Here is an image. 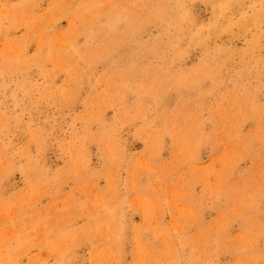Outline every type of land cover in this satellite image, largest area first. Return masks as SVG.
<instances>
[{"label":"rangeland","instance_id":"1","mask_svg":"<svg viewBox=\"0 0 264 264\" xmlns=\"http://www.w3.org/2000/svg\"><path fill=\"white\" fill-rule=\"evenodd\" d=\"M36 1L38 14L28 15V20L17 17L20 25L10 30L7 29L9 22L6 16L9 7L0 3V52L20 49V43L25 46V38L28 42L26 52L33 55L36 50L35 38H39L35 35L45 32L54 37L47 40V44L53 46L55 40L62 41L57 35L60 33L76 37L79 46L87 42L89 34L69 32L74 25L71 26L64 16L73 14L68 3L60 0ZM90 1L85 5L88 6ZM114 1L122 7L129 6L128 0ZM184 8L185 22L182 27H188V34L193 35L197 26L209 18L208 8L200 0H186ZM248 9L244 8V11L249 12ZM150 30L152 34L156 33L153 27ZM31 35L35 37L34 40ZM182 36L188 37L186 33ZM183 41L180 47L184 55L174 60L167 59V70L160 72L149 68L150 72L144 73L139 69L129 71V62L125 57L114 58V73L109 80L116 88L114 99L119 100L121 105L102 110L103 121L111 124L113 129L108 139L114 146L105 149L93 140L79 150L74 143L83 127L79 119L83 113V100L89 91L86 83L78 86V101H74L71 107L62 102L58 107L60 110L54 100L49 101L43 95L46 79L36 69L30 75H25L30 76L29 85L22 75L14 77L15 82L12 79L6 85L0 83V115L10 117L0 127V169L10 167L7 175H0V259L10 257L9 249H14L18 241L13 238L15 233L24 232L27 226L37 230L36 242L46 237L47 227L50 228L47 231L54 235L65 232L90 236L103 233L109 236L112 231L104 221L113 205L115 224L120 228L117 240L122 245L121 264H143L141 257L147 251L155 257L159 252L161 232L175 233L180 229L188 231L189 235H207L201 238L208 251L219 253L211 264H246V259L235 260L236 241L241 240L238 239L240 224L238 226L237 222H231L234 219L230 216L222 215L221 205L224 202L214 188L220 172L234 165L233 168H237L230 177L235 178L244 170L249 171L254 157L256 162L261 160V156L264 157V152L259 154V159L255 149L250 151L245 145L242 146V142L250 140L244 139L249 133L261 128L258 124L259 112L264 108V52L260 56L262 62L257 69V66L253 67V73L246 77V81L239 82L238 73L232 70L236 82L222 76L212 83V78L201 75L204 74L202 68L205 61L201 57L200 47L191 44V40ZM231 45L244 52L248 50L244 35L236 38ZM234 59L237 61L238 57ZM156 60L161 62V59ZM156 60L148 64H155ZM235 65L239 70L240 66ZM239 74L242 72L239 71ZM88 77L91 79V75ZM68 78L69 70L55 76L56 87L65 85ZM164 81L172 83L170 90L181 92L180 95L173 93L171 97L175 96L177 103L174 104V100L170 106L174 108L175 105L178 109L173 118L164 116L161 119L163 115H158V111L152 109L149 113L155 119L150 124L127 116H124L125 119L116 118L120 113H126L124 109L130 105L132 95H127L125 90L131 88L132 84L143 85L135 88L136 91L141 88L151 90L148 102L153 105L157 99L154 90L165 86ZM101 82L103 86L107 79L103 78ZM31 85H34L32 89ZM25 86H29V89L22 90ZM212 89V94L207 97V91ZM222 90L226 92L223 99L219 95ZM245 92L248 96L243 113L236 115L234 121H220L222 115L216 116L220 110L218 102H231L233 94L242 96ZM194 96L201 101L195 103L194 100L189 104ZM246 109H250L248 117L245 115ZM156 128L161 129L165 143L147 140L150 136L148 130ZM227 128L229 132L236 130L235 135L223 134ZM172 137L176 138V142L171 141ZM5 145L9 149L3 150ZM240 152L248 156L242 158ZM255 171L252 185L264 186V167ZM97 219L103 222L95 225ZM244 228L248 232L251 226ZM136 229L145 230L147 235L140 249L138 243L130 239ZM217 234L225 235L229 247L217 244ZM163 238L164 242H171L169 234H164ZM105 241L100 240L98 244L74 241L73 251L69 249L66 258L69 262L56 264H92L94 253L106 248ZM37 244H25V252L17 257L16 264H39L41 245L46 244ZM257 246L264 250L263 244ZM181 258L186 259L187 255ZM188 258L190 260L189 254ZM261 258L264 259V256ZM105 263L118 264L110 259ZM150 264L159 263L153 259ZM174 264L183 263L176 261Z\"/></svg>","mask_w":264,"mask_h":264},{"label":"bare ground","instance_id":"2","mask_svg":"<svg viewBox=\"0 0 264 264\" xmlns=\"http://www.w3.org/2000/svg\"><path fill=\"white\" fill-rule=\"evenodd\" d=\"M88 1L60 0V2L68 3V6L72 8V15H64L69 20L70 25H74V28L69 32L89 34V39L83 46L77 44L76 37L72 38V36L62 33L57 34L62 41L55 40L54 46L47 44V40L54 37L45 32L41 35H35L39 38L31 35L32 39L35 38L36 40V50L33 55H28L26 52L28 42L25 38L23 39L25 46L20 43V49L9 53L0 52L1 84L6 85L12 82V79L16 76L30 75L34 72L33 69H36L39 75L46 79L47 85L43 90V95L47 96L49 101L53 102L54 100L58 104L57 108L62 102L63 105L73 106L74 101H78L76 98L78 86L84 83L87 84L89 91L83 100L81 120L76 116L83 127L78 136H73H77L74 143L75 146L77 145L78 150L90 140L97 142L102 149L114 146L109 143L108 139L111 137L113 129L111 124L107 125V122L103 121L104 114H102L103 109L121 105L119 100L114 99L116 88L109 80L114 73V58L125 57L129 62L127 66L129 71L130 69H139L143 70L144 73L145 71L150 72L149 69H154L156 72H160L164 69L167 70L165 68L167 59L174 60L184 55L180 45L183 40L188 39L191 40V44L200 47L201 57L205 61V67L202 68L204 74L201 75L205 78L207 76L212 78V83L219 81L222 76L231 82H236L233 80V71L238 73L239 82L246 81V77L251 76L249 74L253 73V67L257 66V69L259 63L262 62L260 56L264 52L261 51L264 48V0H200L207 6L209 18L197 26L193 35L188 34V27H182L185 22L184 6L186 0H128L129 6L127 8L120 6L114 0H91L87 6L85 3ZM0 3L4 7H9L6 10L7 21L9 22L8 30L20 25L17 17L27 19L28 15L38 14L36 0H0ZM247 7L249 12L244 11V8ZM58 14L61 15V13ZM152 27L155 29V34H152L150 30ZM185 33L188 37L182 36ZM243 35L246 36L248 42L247 52L231 45L236 38ZM236 56L238 57L237 61L234 59ZM156 59H161V62ZM153 60H156L155 64H148ZM235 64L240 66L239 70ZM222 65L230 66V68ZM98 66L99 69H97ZM66 70H69V81L63 86L56 87L54 77L60 75L63 71L66 72ZM239 71L242 72L241 75ZM90 75L92 80L88 77ZM93 75L96 77L94 78ZM24 78L25 83L29 85L30 76ZM103 78H106L107 82L102 86L101 80ZM13 82H15L14 79ZM171 84L164 81L166 87L162 85L156 87L154 92L157 99L153 105L148 102L149 94L152 91L148 88H141L136 91L135 88L143 85L132 84L131 88L125 90L127 95H132L130 105L124 109L126 113H122V115L120 113V116L117 115L116 118L125 119L124 116H127L132 120L140 119L142 122L150 124L155 119L149 113L151 109L157 110L158 115H163L161 119L164 116L173 118L178 109L175 105L174 108H172V105L170 106V103L175 100V96L172 99L171 97L173 93L180 95L181 92L170 90ZM33 87L34 85L30 89ZM179 88L180 86L177 89ZM28 89L29 86L22 88V90ZM212 92L213 89L207 91V97ZM57 93H59V96ZM219 95L223 99L226 97V92L222 90ZM219 95L216 96V100ZM241 95H232L231 99L234 103H231L232 101L218 102L220 110H218L216 116L222 115L220 121L231 122L232 119L234 121L236 115L243 113L244 102L247 101L248 93L245 92ZM200 97L202 99L201 94ZM194 100L195 103L201 101L194 96L189 104L193 103ZM176 103L177 100L174 104ZM249 111L250 109L245 110L246 117H248ZM246 112L248 113L246 114ZM214 118L216 117L214 116ZM8 119H10L9 115L1 114L0 127L4 126ZM259 119L258 125L261 128L258 131L249 133L244 138L250 140L242 142V146L245 145L244 147L250 151L255 149L256 157L264 152V108L259 112ZM94 126L97 127L94 128ZM155 131L158 133H153ZM160 131L159 128L149 129L150 136L147 140L153 143H165L166 138ZM235 131L229 132V128H227L223 131V134L234 136ZM171 141L176 142V138L172 137ZM6 148L9 149L5 145L3 150ZM239 156L244 158L248 155L240 152ZM255 160L254 157L253 165L249 171L244 170L235 178L230 177L232 171L237 168H233L234 165L232 168L220 172L214 188L219 193L220 200L224 202L221 205L222 215L225 217L230 216L231 219H234L231 222H237L238 226L240 224L238 239L241 240L236 241L235 260L246 259V264H264V259L261 258L264 256V250L257 246L258 244L264 245V186L252 185L256 173L255 169L259 170L264 167V163H261V161H264V157L261 156L259 162ZM29 163L31 162L29 161ZM109 167L110 164H108V169ZM9 170L10 167L0 169V175H7ZM110 186L113 187V183ZM109 191L113 192V189L109 188ZM113 207V205L110 206L108 217L104 221L107 228L112 231L109 236L103 233L90 236L87 234L72 235L65 232L54 235L52 232L47 231L50 230L47 227L46 234L48 236L46 234V237L42 236V238L44 237L42 241L39 238L42 244H46L41 245L39 264H56L60 261L68 263L69 261L66 258L69 256V249L72 250L74 246L72 244L74 241L79 244H81L79 241L83 240L87 243L98 244L103 239L107 240L105 241L106 248L102 252L96 251L94 253L92 264H106L105 262L108 259L113 260V263L121 264L122 245L117 240L120 228L117 226L118 224H115L116 220L112 214ZM99 222H103L102 219H97L95 225ZM247 226H251L248 232L244 228ZM36 231V229L27 226V230L24 232L18 231L15 233L13 238L18 240L17 245L14 249H9V258L0 259V264H16L17 257L25 252V244L38 246L37 243L40 242L35 241ZM164 234L171 236V242H164ZM203 235L207 236L206 234ZM146 236L145 230L136 229L130 239L138 243L137 245L140 246L138 249H140L146 242ZM202 236L189 235L188 231L184 229H180L175 233L161 232L159 252L154 257L151 252L149 254V251H147L141 257V261L143 264H150L153 259L159 264H174L176 261L183 264H211L219 253L218 251L217 253L208 251L205 241L201 238ZM216 238L217 244L222 247H229L224 234H217ZM92 239L97 240L91 241ZM184 254L187 255L186 259L181 258ZM253 255L254 257H252Z\"/></svg>","mask_w":264,"mask_h":264}]
</instances>
